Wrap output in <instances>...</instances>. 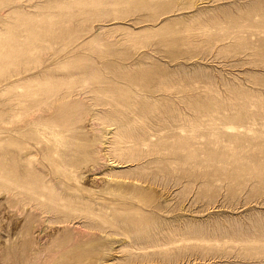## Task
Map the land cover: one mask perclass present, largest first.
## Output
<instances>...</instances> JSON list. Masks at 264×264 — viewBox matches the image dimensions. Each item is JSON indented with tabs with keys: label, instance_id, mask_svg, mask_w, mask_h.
<instances>
[{
	"label": "rangeland",
	"instance_id": "obj_1",
	"mask_svg": "<svg viewBox=\"0 0 264 264\" xmlns=\"http://www.w3.org/2000/svg\"><path fill=\"white\" fill-rule=\"evenodd\" d=\"M0 264H264V0H0Z\"/></svg>",
	"mask_w": 264,
	"mask_h": 264
}]
</instances>
